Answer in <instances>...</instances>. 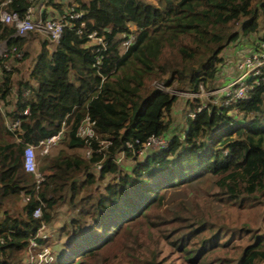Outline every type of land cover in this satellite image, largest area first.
Instances as JSON below:
<instances>
[{"label": "trees", "instance_id": "1", "mask_svg": "<svg viewBox=\"0 0 264 264\" xmlns=\"http://www.w3.org/2000/svg\"><path fill=\"white\" fill-rule=\"evenodd\" d=\"M74 3L81 17L63 28L52 52L47 50V41L41 42L28 80H15L16 69H6L9 57L18 61L15 54L27 55L26 39L16 35L13 25L0 21V43L7 49L0 59V102L10 107L4 114L0 111V208L8 199L25 198L20 215L3 213L0 264H23L21 253L33 240L44 246L47 241L36 237L38 230L51 224L53 213L62 205L77 216L64 225L68 238L57 264H96L104 250L148 217L150 209L161 205L168 189L184 188L210 175L216 187L213 196L220 202L242 204L264 192L263 83L232 106L191 109L193 117L187 118L182 139L170 138L165 147L136 161L127 174L121 176L116 165L118 154L131 157L150 138L167 136L166 118L177 98L149 88L145 80L157 78L166 86L177 82L194 93L200 86L212 85L223 62L224 45L240 36L231 31V25L240 22L241 35L255 33L260 15L264 17V0L258 10L252 9L253 0ZM32 4L30 0H0V8L20 18ZM47 16L44 11L43 17ZM131 30L135 40L122 52L121 35ZM90 32L104 37L105 49L97 51L101 47L88 45ZM98 55L102 61L96 66ZM233 109L243 116L241 121L228 116ZM86 117L94 123L96 139L76 136ZM7 120L18 121L19 129L10 132ZM63 123L66 130L60 141L66 150L43 157L42 181L37 185L24 170V149L56 135ZM100 141L108 143L101 151ZM85 148L91 150L87 161L71 153ZM94 165H100L98 180L107 175L113 178L102 191L92 189L97 179L88 171ZM185 212L184 205L174 212L171 221L176 225L167 230L168 242L181 251L185 262L207 264L209 255L223 246L221 235L198 218L181 225ZM207 232L210 235L203 237ZM242 232L249 243L237 264L264 263V238ZM133 239V247L125 250L130 264H140L139 254L132 253H140L146 241L137 233ZM144 259L142 264H157Z\"/></svg>", "mask_w": 264, "mask_h": 264}, {"label": "rangeland", "instance_id": "2", "mask_svg": "<svg viewBox=\"0 0 264 264\" xmlns=\"http://www.w3.org/2000/svg\"><path fill=\"white\" fill-rule=\"evenodd\" d=\"M261 0H253L252 9L258 10ZM74 0H34L32 4L33 13L41 7L44 11H48L47 15L56 17L57 15L67 11L73 6ZM75 4V3H74ZM50 6V7H49ZM57 6V7H55ZM260 12V11H259ZM35 18V14L33 16ZM258 30L248 36L240 34V22L231 25V31L239 33V38L232 43L225 44L220 57L223 59L219 66L216 79L212 85L203 86L202 91L197 95L191 93L186 86L179 87L177 82L172 83L171 86H166L162 80L157 78L146 79L145 83L149 88L160 89L176 96L170 115L166 118L169 124V130L166 138H162L167 145L170 138L182 139L186 130V120L191 117L193 110L198 107L204 108L208 105L220 106L223 102V92L220 91L223 85L236 75L235 64L238 55L242 52H248L251 45L264 37V17H259ZM132 29L134 26H132ZM26 42L24 50L27 52L26 56H18V61L13 60V56L8 58L7 66L16 69L13 78L15 80H28V74L33 67L34 60L40 50L41 42L47 41V50L52 52L56 43L45 33L39 30H33L25 36ZM94 42V41H93ZM6 46L0 43V59L5 56ZM0 67V77H1ZM168 73L162 76L166 79ZM73 80V76H71ZM35 82H31L34 86ZM192 106V108H190ZM10 107L5 108L8 111ZM228 116H231L236 121H241L242 115H239L236 110H229ZM8 121V120H7ZM106 144H104L105 146ZM160 144L152 142L150 146H146L142 153L132 154L131 157H126L123 154H118L116 158V165L120 169L121 176L127 174L132 167L135 166L136 161L142 162L148 155L160 149ZM87 148L73 151L71 153L77 154L83 160H88ZM66 150L63 142L59 141L50 151L47 157H53L59 151ZM41 150H35L36 159V175L40 174L39 167L43 156ZM100 168L98 165L91 166L89 174L95 175L97 182L92 187L93 191L103 188L113 182L111 175H107L104 180H98ZM41 175V174H40ZM84 179V176H80ZM35 178V177H34ZM37 178V177H36ZM216 187L214 186V178L206 176L187 187H175L164 192L162 203L158 208H152L148 212V217H145L137 225L133 226L130 231L117 239L111 246H109L102 254L101 258L96 264H130L125 247H133V236L135 233L140 239L146 241V245L140 249L139 254L140 264L146 258L147 260H154L157 264H189L185 262L181 251L177 250L170 242H168V232L171 225H176L175 221H171L173 214L179 211L181 205L185 206L186 212L183 215L184 220H180V224L191 223L198 218L208 223V227L214 232H219L221 235L220 242L223 246L216 249L210 254V259L207 264H237L241 256L242 249L249 243L248 238L243 236L242 231H246L251 235H258L264 238V192L258 194L255 198L248 200L242 204L235 202L218 201L215 196ZM25 203L23 196L8 199L0 208V222L3 220V213L7 211L10 215H20L21 207ZM76 212H73L68 205H62L53 213V221L46 225L39 233V237H45L47 241L43 249L48 250L52 263L59 262V256L67 241V235L63 232L64 225H66L71 218L76 217ZM161 217V218H160ZM163 222V223H162ZM168 226V227H167ZM132 232V235L130 233ZM210 232L204 233L203 237H208ZM170 236V235H169ZM41 249V251L43 250ZM39 249L27 250L22 255L23 264H29V256L32 254L36 256ZM214 261H213V260ZM210 261V262H209ZM264 264V263H261Z\"/></svg>", "mask_w": 264, "mask_h": 264}, {"label": "built area", "instance_id": "3", "mask_svg": "<svg viewBox=\"0 0 264 264\" xmlns=\"http://www.w3.org/2000/svg\"><path fill=\"white\" fill-rule=\"evenodd\" d=\"M32 3L34 0H30ZM4 5V4H3ZM44 10L39 7L36 13H33L32 5L28 8L25 16L20 18L16 13H10L6 11L4 8H0V21L8 24L13 25L15 28V33L17 36H25L27 33L33 30H39L45 32L55 43L61 36L62 30L65 26H70V22L72 19L81 17V12H76L74 10V5L64 11L63 13L57 15L56 17L47 16L43 17ZM35 14V18H33ZM80 32V31H78ZM89 39L88 45H97L101 47L99 50L105 49V40L103 36H98L96 32H90L87 34ZM121 43H120V50L122 52L126 51L128 47L134 42L135 40V33L131 30L127 34L121 35ZM94 41V42H93ZM5 44V43H3ZM6 46V45H5ZM7 52V49H6ZM7 54L5 53V56ZM17 55H20L19 53ZM102 57L98 55L96 57L95 65L98 66L101 64ZM6 69H8L6 67ZM236 75L229 79L225 85L222 86L220 89L223 92V102L220 106L229 107L234 105L240 100H244L249 96V93L254 89L256 85L259 83L264 84V37L257 40L252 48L244 53H240L237 58V62L235 64ZM203 86H200L199 91L194 93L197 95L200 91H202ZM219 106V105H218ZM201 107H198L200 109ZM4 107L0 102V111L4 114ZM202 109V108H201ZM27 114V110L23 111V115ZM193 117V114L191 115ZM6 127L10 132H15L19 129V122H6ZM94 123L90 121L88 117H86L81 124L78 126L76 131V136L83 140L88 139H96L93 130ZM65 123L62 124L61 130L54 136L48 138L47 140L41 141L38 146H27L23 152V167L26 173H30L35 177L37 185H39L42 181V176L40 174L36 175V159H35V150H41V154L43 156H47L49 151L64 137L65 134ZM152 142H157L160 144V147H165L166 144L163 142L162 138H150L143 146L142 149L137 152V154L142 153L143 149L146 146H150ZM104 144H106L104 146ZM107 142H99L101 146L100 151L107 147ZM88 154V159L91 156V150L89 148L86 149ZM100 168V165H98ZM37 177V178H36ZM40 211H36L35 216L40 217ZM45 228V225H42L41 228L38 230L37 236L39 233ZM45 239V237L41 238ZM3 241L0 237V245H2ZM44 246L40 247L37 243L33 240L30 242L27 250L39 249V253L34 256L30 255L29 264H51L52 257H50V253L48 250L43 249ZM41 249H43L41 251ZM26 250V251H27Z\"/></svg>", "mask_w": 264, "mask_h": 264}, {"label": "crops", "instance_id": "4", "mask_svg": "<svg viewBox=\"0 0 264 264\" xmlns=\"http://www.w3.org/2000/svg\"><path fill=\"white\" fill-rule=\"evenodd\" d=\"M50 7V6H49ZM48 12V11H47ZM253 45H251L249 48H248V51L252 48Z\"/></svg>", "mask_w": 264, "mask_h": 264}, {"label": "clouds", "instance_id": "5", "mask_svg": "<svg viewBox=\"0 0 264 264\" xmlns=\"http://www.w3.org/2000/svg\"><path fill=\"white\" fill-rule=\"evenodd\" d=\"M43 240V239H42ZM45 240V239H44ZM55 263V262H54Z\"/></svg>", "mask_w": 264, "mask_h": 264}]
</instances>
